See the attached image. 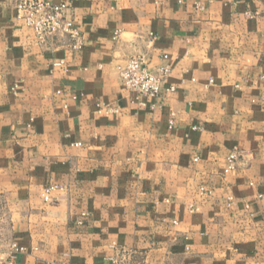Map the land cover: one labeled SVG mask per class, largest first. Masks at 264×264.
<instances>
[{
  "label": "crops",
  "instance_id": "0c3cea01",
  "mask_svg": "<svg viewBox=\"0 0 264 264\" xmlns=\"http://www.w3.org/2000/svg\"><path fill=\"white\" fill-rule=\"evenodd\" d=\"M44 1L83 47L0 0V264H264V0Z\"/></svg>",
  "mask_w": 264,
  "mask_h": 264
},
{
  "label": "built area",
  "instance_id": "2783aa9c",
  "mask_svg": "<svg viewBox=\"0 0 264 264\" xmlns=\"http://www.w3.org/2000/svg\"><path fill=\"white\" fill-rule=\"evenodd\" d=\"M8 1L11 2L15 11L16 20L32 31L35 40L40 45H46L57 37H67L73 50L82 49V38L67 14L68 7L66 4H54L44 0ZM116 37L117 33L115 34ZM162 59L166 61L167 57L163 55ZM170 71L171 67L168 63L152 70L147 66L146 59L143 56H135L128 59L126 64L119 70V79L125 89L134 93L137 99H157L161 94V83ZM96 111L107 115L117 113V109L105 105H97ZM169 125L172 126L173 123L170 122ZM238 157L239 152L236 148L230 151L225 160V174L236 169ZM54 190H56V187H48L44 190L42 195L44 202H50L51 193ZM201 191L203 192V189ZM112 264L118 263L113 261Z\"/></svg>",
  "mask_w": 264,
  "mask_h": 264
}]
</instances>
